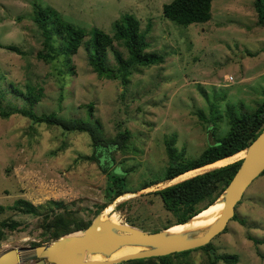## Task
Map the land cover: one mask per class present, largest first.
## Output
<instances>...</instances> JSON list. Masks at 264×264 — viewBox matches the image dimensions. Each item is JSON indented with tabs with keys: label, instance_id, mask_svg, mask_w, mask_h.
<instances>
[{
	"label": "rangeland",
	"instance_id": "374dc122",
	"mask_svg": "<svg viewBox=\"0 0 264 264\" xmlns=\"http://www.w3.org/2000/svg\"><path fill=\"white\" fill-rule=\"evenodd\" d=\"M170 1L0 0V45H14L23 53L0 48V110L23 105L5 92L8 82L21 90L30 85L41 91L33 108L36 115L53 113L84 120L88 118L84 106L90 104L92 117L100 122L105 138L111 139L122 129L130 137L124 150L113 155L114 162L100 159L102 166L127 172L124 188L129 195L108 204L104 197L106 178L93 161L86 159L92 148L85 134H64L15 114L0 117V254L16 249L22 256L18 264H35L36 259L26 256L34 247L54 241L44 229L59 213L70 226L75 221L91 223L99 215L102 222L125 224L146 233L162 231L169 216L153 192L244 157L245 150L219 164L140 189L144 181L161 176L168 162L165 144L171 136L177 152L185 159L195 158L213 139L227 132L228 109L235 115L251 113L264 99V21L257 24L254 0H212L210 19L185 27L162 16V5ZM260 3L264 13V0ZM32 4L55 10L63 21L86 32L96 28L109 35L114 21L131 15L138 21L140 32H145L146 52L160 55L162 62L136 67L122 86L117 79L98 78L92 73L82 43L71 57L73 74H59L56 64L36 59L42 37L32 22ZM87 38L86 34L83 41ZM113 47L127 58L123 47L115 42ZM106 64L115 68L111 50L106 52ZM211 127L213 135L207 131ZM19 200L36 207V213L14 210L12 206ZM53 202H62L63 208L57 209ZM101 206L106 208L99 209ZM219 215L220 208L199 217L190 228L172 225L179 228L170 234L199 237ZM234 216L210 240L209 248L170 256L168 262L207 264L213 252L234 254L237 264H264V175L247 187ZM141 250L123 246L107 259L93 255L104 261Z\"/></svg>",
	"mask_w": 264,
	"mask_h": 264
},
{
	"label": "trees",
	"instance_id": "16d2710c",
	"mask_svg": "<svg viewBox=\"0 0 264 264\" xmlns=\"http://www.w3.org/2000/svg\"><path fill=\"white\" fill-rule=\"evenodd\" d=\"M211 1L171 0L162 5L161 14L165 19L178 26L185 27L190 24L204 23L210 19ZM261 5L260 0H254V8L258 15V25H262L264 21ZM32 8V22L36 25L42 37L41 50L36 53V59L43 61L45 64H56L59 74H63L62 72L65 71L73 74L71 57L77 52L82 43L86 52V64L92 73L98 78L117 79L122 86L128 83V77L136 67H149L162 62L160 55L146 52L148 44L145 40V32H140L138 21L131 15H121L114 21L112 24L113 33L109 35L96 28H92L88 32L77 28L71 23L63 21L59 14L51 8L35 4H32ZM86 34L88 38L86 41H83ZM114 42L126 50V59L122 57L120 52L114 49ZM0 48L17 55L23 54L14 45H0ZM108 50H111L113 54L114 69L108 67L106 64V52ZM5 92L11 94L13 99L22 101L23 105L20 108L8 107L6 110L1 109V118H7L10 114H15L28 119L34 124H43L57 128L64 134H85L92 148L89 157L85 158L93 161L100 173L106 178L104 188L106 202L109 204L115 199L117 200L124 195H129L130 191L124 188L127 172L109 169L110 166L106 167L100 164V159L103 158H109L110 161L114 162L113 155L116 152L124 150L130 138L127 130H119L114 137L107 139L103 135L98 119L92 117V106L90 104L84 106L88 115V118L84 120L80 118L57 117L53 113L36 115L33 108L41 98L39 88L34 89L30 85H25L23 86V90H21L17 85L8 82ZM226 114L228 117L227 132L222 137L213 139V142L209 143L195 158L185 159L182 153L177 152L173 147L175 142L174 136H171L165 144V154L168 162L161 176H159V179L144 181L140 189H147L160 182H169L189 171L210 166L221 160H228L242 153L264 127V99L251 113L235 115L231 109H228ZM212 128H207V131L212 133ZM210 135H213V133ZM240 163L241 160H237L153 192L160 200L164 214H168L169 216L166 223L162 226V230H166L172 225L183 224L198 213L206 210L222 194ZM117 173H123L125 176ZM260 175H264V170ZM239 203L240 201L235 205L234 209ZM52 205L57 209L63 208L62 202H53ZM12 208L24 214L32 215L36 213V207L23 200L16 201ZM101 208L104 210L106 206H101L99 209ZM59 214L55 215L53 221L50 224H46V228L44 229L52 240H56L62 235L71 232L85 230L90 224V222L80 224L75 221L70 226L66 219L62 220V216ZM234 218L235 216L231 220ZM2 226L3 224L0 223V239L3 236ZM12 226L7 225L8 228ZM157 231L154 230L153 233ZM75 235L80 234L76 233ZM209 246L210 244L208 243L200 247V249L209 248ZM189 252L185 251L164 257L141 259L140 261L133 260L125 263L149 264L158 260L160 261L159 264H171L168 262L170 256H184ZM208 257L210 260H208L207 264H217V262H221L222 264H237L238 261L237 256L234 254L224 253L214 255L212 252V255L209 254Z\"/></svg>",
	"mask_w": 264,
	"mask_h": 264
},
{
	"label": "water",
	"instance_id": "95a60500",
	"mask_svg": "<svg viewBox=\"0 0 264 264\" xmlns=\"http://www.w3.org/2000/svg\"><path fill=\"white\" fill-rule=\"evenodd\" d=\"M264 170V127L248 145L232 179L220 195L223 207L219 217L199 237L170 235L165 230L146 233L125 224L100 221L97 215L80 235L67 234L48 245L36 246L31 255L35 264H120L127 261L164 257L205 246L220 234L234 216V207L251 182ZM191 219V218H190ZM98 228V230H97ZM122 246H137L144 251L110 261H87L93 254L108 256ZM16 249L0 254V264H18L22 258ZM21 258V259H20Z\"/></svg>",
	"mask_w": 264,
	"mask_h": 264
},
{
	"label": "bare ground",
	"instance_id": "6f19581e",
	"mask_svg": "<svg viewBox=\"0 0 264 264\" xmlns=\"http://www.w3.org/2000/svg\"><path fill=\"white\" fill-rule=\"evenodd\" d=\"M221 162H223V160L218 161V162L212 164V166L215 165V164H219V163H221ZM210 166H211V165H210ZM222 207H223V200H222V198L219 196V198H218L214 203H212V204H211L206 210H204V211L198 213L197 215H195L194 217H192L191 219H189L187 222L181 224V225H180V228H182V229L190 228V227H192V226H194V225H196V224L198 223V222H197V219H199V217L203 216V215L206 214V213L213 212V211L217 210L218 208H220V212H221ZM99 218H100V217H99ZM111 218H112V217H111ZM178 228H179V226H173V227L171 226V227H169L168 229H166L165 232L168 233V234H170L171 232H174V231H175L176 229H178ZM97 230H98V228H97ZM170 235H175V234H170ZM180 236H181V235H180ZM182 236H184V235H182ZM186 237H187V236H186ZM122 247H123V246H122ZM120 248H121V247H120ZM120 248H118L116 251H118ZM28 250H30V249H28ZM141 251H144V250H141ZM23 252H24V251H23ZM27 252H28V251H27ZM114 252H115V251H114ZM138 252H140V251H138ZM29 253H30V252H29ZM135 253H137V252H135ZM30 254H31V253H30ZM130 254H133V253H129V254H125V255H130ZM122 256H124V255H120V256L114 257V258H112V259L104 260V261L114 260V259H117V258L122 257ZM20 259H21V258H20ZM102 259H103V258H97V257L94 256V255H88V256L85 257V260H87V261H96V262H100V261H103Z\"/></svg>",
	"mask_w": 264,
	"mask_h": 264
},
{
	"label": "built area",
	"instance_id": "2783aa9c",
	"mask_svg": "<svg viewBox=\"0 0 264 264\" xmlns=\"http://www.w3.org/2000/svg\"><path fill=\"white\" fill-rule=\"evenodd\" d=\"M228 81H231L232 79H231V77H228V79H227Z\"/></svg>",
	"mask_w": 264,
	"mask_h": 264
}]
</instances>
